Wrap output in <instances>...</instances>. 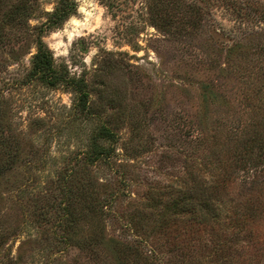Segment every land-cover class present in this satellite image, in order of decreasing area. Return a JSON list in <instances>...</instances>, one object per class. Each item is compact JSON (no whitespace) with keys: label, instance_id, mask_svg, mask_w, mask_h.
Here are the masks:
<instances>
[{"label":"rangeland","instance_id":"rangeland-1","mask_svg":"<svg viewBox=\"0 0 264 264\" xmlns=\"http://www.w3.org/2000/svg\"><path fill=\"white\" fill-rule=\"evenodd\" d=\"M74 1L75 13L42 41L58 73L84 76L89 119L66 85L28 81L36 27L57 0H31L35 13L12 21L19 0H0L1 134L19 158L0 175V264H264V185L243 186L250 174L239 164H260L264 180V0H169L157 9L156 0ZM100 126L117 136L114 158L57 181ZM224 178L216 195L210 184ZM62 184L72 195L66 227L56 210ZM178 191L213 193L223 222L238 210L247 245L220 256L168 250L190 226L168 209ZM111 198L108 214L93 212Z\"/></svg>","mask_w":264,"mask_h":264},{"label":"trees","instance_id":"trees-1","mask_svg":"<svg viewBox=\"0 0 264 264\" xmlns=\"http://www.w3.org/2000/svg\"><path fill=\"white\" fill-rule=\"evenodd\" d=\"M30 1L31 0H19V2L8 12V15H6V20H16L17 17L30 18V15L35 13L33 11H36L32 6H29L28 3H30ZM108 1L109 0L106 2L107 6L111 7L112 4H109ZM166 1L169 0H156V9ZM75 10L76 4L74 0H57L56 6L51 12H43V15L46 16V20L42 22L40 26L36 27V54L32 59V68L29 72L28 81L40 80L50 87L66 85L75 95L76 103L74 109L76 112L83 115L86 119H89L94 117V113L90 108L88 83L84 76L81 78H67L65 75L58 73L53 54L42 41L43 33L45 31L58 29L69 20V18L75 13ZM152 11L155 13V10L152 9ZM261 47H264V45H261ZM1 111L2 109L0 108V116H2ZM2 125L3 124L0 123V175L8 171L19 159L17 157V152H12L11 149V145L15 141L2 136ZM90 133L87 147L84 149L83 153L75 157L76 162L74 166L68 169V172L66 170L61 172L63 174L62 176L60 172L58 173L57 181L66 183V180L67 182L73 180L74 176L81 171L82 164L87 166L91 165L93 167L105 166L114 158L115 149L111 146V143L117 141L116 134L106 126H100L95 129L92 128ZM102 141L108 142L109 146L100 144ZM239 164L240 168L245 171V173L250 174L248 178H244L242 181L244 183L243 186H248L249 183L253 184V182L258 185V188L264 185V180L258 181L263 177L260 164L247 163L246 161H242V163L239 162ZM226 183V178L217 181L214 179L213 184H210V187L217 195V191L224 187ZM62 185L64 186L62 195L65 199L62 200V204L59 203V205L56 206V210L58 207L62 213L61 217L59 216L58 222L60 227H66L68 224L71 225V222L73 221H70L73 218V214L66 205L69 197L72 195L70 187L65 184ZM212 195L213 193L208 196L200 195L195 199L187 192L178 191L174 195L166 197L167 203L169 204L168 209L171 213L177 215V218L175 219L181 221L188 217L186 221L190 223L189 227L186 223L185 226L182 224L180 232H178L172 240L167 242V247L169 246L168 250H171L172 246H174V251L179 250L180 248H186L193 251L196 255H201L200 251L215 250L218 256H220L223 254L221 248L233 249L234 247L236 248V246L247 245L249 237L239 232L240 224L242 222L240 218L237 217L239 211L237 210L233 215L230 214V216L225 217V220H227L226 222L218 220V217L216 216L219 215V206L214 202ZM113 200L114 198H111L110 200L107 199L103 202L100 201V204L94 203L92 206L93 212H100V215L108 214L109 210H107V207L110 206L112 208L111 205ZM201 209L206 211V213H211L208 214L210 216L207 217L203 215ZM128 224L133 227L132 224ZM222 228H224L225 232L228 231V233H221L220 230H223ZM202 232L206 237L205 239L201 238L204 236L200 237V233ZM163 235L168 236L169 233L163 230ZM176 239L179 241L186 239V242L180 244ZM192 247L197 248L193 249ZM152 252L154 254L159 253L155 251V249H153ZM252 257L255 258V256ZM254 258H250L249 261H255Z\"/></svg>","mask_w":264,"mask_h":264}]
</instances>
